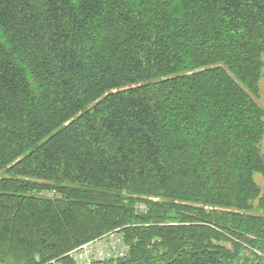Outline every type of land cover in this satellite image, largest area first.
Returning a JSON list of instances; mask_svg holds the SVG:
<instances>
[{
    "label": "trees",
    "instance_id": "1",
    "mask_svg": "<svg viewBox=\"0 0 264 264\" xmlns=\"http://www.w3.org/2000/svg\"><path fill=\"white\" fill-rule=\"evenodd\" d=\"M262 54L264 0H0V262L264 264Z\"/></svg>",
    "mask_w": 264,
    "mask_h": 264
},
{
    "label": "built area",
    "instance_id": "2",
    "mask_svg": "<svg viewBox=\"0 0 264 264\" xmlns=\"http://www.w3.org/2000/svg\"><path fill=\"white\" fill-rule=\"evenodd\" d=\"M129 251L122 229H115L45 264H121Z\"/></svg>",
    "mask_w": 264,
    "mask_h": 264
},
{
    "label": "rangeland",
    "instance_id": "3",
    "mask_svg": "<svg viewBox=\"0 0 264 264\" xmlns=\"http://www.w3.org/2000/svg\"><path fill=\"white\" fill-rule=\"evenodd\" d=\"M261 70H260V79H259V100L258 103L260 104V106L264 109V54L261 55ZM261 153L264 154V134H263V139L261 142ZM4 176L3 174L0 175V177ZM255 180L257 182V184L261 187V189L264 191V176H262L259 173L255 174ZM42 196H52L53 193H49V192H43L41 193ZM141 210L144 209V205H141L139 207Z\"/></svg>",
    "mask_w": 264,
    "mask_h": 264
}]
</instances>
